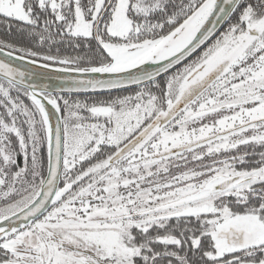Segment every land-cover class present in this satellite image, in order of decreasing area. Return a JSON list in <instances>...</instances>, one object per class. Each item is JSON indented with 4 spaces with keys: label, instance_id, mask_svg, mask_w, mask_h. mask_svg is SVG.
I'll return each mask as SVG.
<instances>
[{
    "label": "flooded vegetation",
    "instance_id": "obj_1",
    "mask_svg": "<svg viewBox=\"0 0 264 264\" xmlns=\"http://www.w3.org/2000/svg\"><path fill=\"white\" fill-rule=\"evenodd\" d=\"M114 1L96 33L108 0H22L25 17L0 10V23L20 33L27 50L60 55L58 62L78 61L86 67V62L106 59L96 35L101 45L128 40L129 32L110 31ZM245 5L208 46L155 81L107 93L50 96L64 129L59 198L37 220L0 237V264H155L157 256L147 255L144 245L171 242L157 236L162 225L190 216L201 219L203 231L212 236L213 250L206 255L215 264H264V239L256 243L253 233L230 226L217 238L231 250L215 255V227L209 222L215 215L199 201L178 198L189 188L194 198L218 192L214 204L232 214H259L236 212L232 202L249 196L264 201V177L259 178L264 164L254 167L264 161V0ZM251 29L258 32L249 35ZM226 42L237 45V52L246 47L245 53H229L232 64L195 101L126 149L157 117L166 115L189 84L225 59L209 65L211 53ZM181 125L186 130L207 126V132L175 149L158 145L160 131L173 133ZM15 203H0V215L8 208L14 211ZM154 227L148 240L141 241V234Z\"/></svg>",
    "mask_w": 264,
    "mask_h": 264
},
{
    "label": "water",
    "instance_id": "obj_2",
    "mask_svg": "<svg viewBox=\"0 0 264 264\" xmlns=\"http://www.w3.org/2000/svg\"><path fill=\"white\" fill-rule=\"evenodd\" d=\"M113 0H108L95 25V33ZM242 0H204L186 19L168 34L151 44L148 53L120 66L112 65V58L103 66L89 69L46 65L0 48V77L26 89L42 113L47 135V171L35 196L25 205L0 215V237L19 230L44 215L59 198L63 162L64 129L58 105L50 98L54 95L100 94L138 87L155 81L180 67L203 50L228 24ZM258 32L249 31V35ZM138 47L144 46V42ZM237 45L223 43L211 53L209 65H214L202 78L196 79L183 90L179 99L163 117H157L126 149L142 142L157 126L165 125L172 117L195 101L232 64L230 55ZM246 47L237 52L245 53ZM210 68V67H209ZM206 68V71L209 69ZM202 69V68H201ZM200 69V70H201ZM199 70V71H200ZM197 72H193L190 79ZM200 115V114H199ZM188 145L184 148H189ZM176 149L171 152L183 150ZM121 151L116 158L120 157ZM229 235V233H226Z\"/></svg>",
    "mask_w": 264,
    "mask_h": 264
},
{
    "label": "trees",
    "instance_id": "obj_3",
    "mask_svg": "<svg viewBox=\"0 0 264 264\" xmlns=\"http://www.w3.org/2000/svg\"><path fill=\"white\" fill-rule=\"evenodd\" d=\"M127 1L126 15L131 29L126 42L141 43L156 41L168 34L204 0ZM247 1L242 0L232 18L239 14ZM20 35L0 23V48L46 65L75 69L103 66L110 61L108 54L102 50L106 59L99 64L86 62L85 67L78 61H75V66L58 62L62 58L60 55H42L27 50L23 47L26 42ZM93 58H97L96 55ZM262 164L264 161L254 167ZM46 171L47 135L40 108L26 89L0 77V203L18 202L13 208L25 205L37 193ZM241 201L232 202L230 207L236 212L256 210L264 218V201L261 198L249 196ZM163 227V232L157 236L170 237L171 242L165 239L156 241L150 248H147L148 244L144 245L147 255L157 256L155 264H215L216 260L206 255L208 250H213V239L203 231L201 219L190 216L188 221L169 220ZM154 230L155 227L142 233L140 240L146 242Z\"/></svg>",
    "mask_w": 264,
    "mask_h": 264
},
{
    "label": "rangeland",
    "instance_id": "obj_4",
    "mask_svg": "<svg viewBox=\"0 0 264 264\" xmlns=\"http://www.w3.org/2000/svg\"><path fill=\"white\" fill-rule=\"evenodd\" d=\"M101 0H99L100 2ZM114 5V14H113V28L110 29L111 32L124 35L129 32L131 29V25L129 23V19L126 15V6L127 0H115ZM0 10L7 14H13L18 17H25L26 13L22 6V0H3L1 2ZM111 27V26H110ZM144 46L138 47L139 43H129V42H107L103 46L106 49L107 53L112 58L113 66H120L124 63L130 62L132 60H136L137 58H141L145 56L150 50L151 44L147 41H143ZM203 94V96H205ZM264 109V108H263ZM264 111V110H263ZM182 126V125H181ZM207 127V126H206ZM206 127L201 126L198 128H193L190 130H186L185 126L180 127L173 133H169L168 131H160L159 143L158 145H162L163 149H175L177 146H185L191 144L193 142L198 141L206 134ZM159 128L161 130L165 129ZM157 130V129H156ZM158 132H156L157 134ZM172 135V136H171ZM171 136V137H170ZM68 139V135H66ZM226 136L222 137L218 142H221ZM207 143H205L206 145ZM207 148V147H206ZM215 174V173H214ZM264 177V174H259V178ZM192 180L189 179V182ZM192 189V188H191ZM190 188L185 190L184 193L178 196V198L185 197L184 199H191L194 203L199 201V204L206 206V210L215 216L209 218V222L212 223L215 227L214 236L216 242L217 252L215 255H220L227 251L231 250L230 245L225 242V240L219 239L218 233L222 229H226L228 226L236 228V229H244L254 234V242L260 243L261 239H264V221L261 219L257 212H247V213H229L224 206H216L214 204V200L220 195L218 192H211L206 196H199L200 198H194L190 195L192 194V190ZM175 195L169 194L167 197H173ZM175 198L174 199H178ZM200 199V200H199Z\"/></svg>",
    "mask_w": 264,
    "mask_h": 264
}]
</instances>
